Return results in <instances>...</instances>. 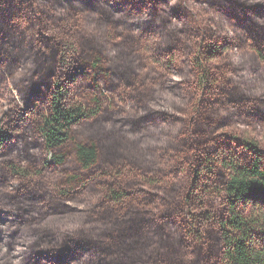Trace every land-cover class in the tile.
<instances>
[{"label": "trees", "instance_id": "obj_1", "mask_svg": "<svg viewBox=\"0 0 264 264\" xmlns=\"http://www.w3.org/2000/svg\"><path fill=\"white\" fill-rule=\"evenodd\" d=\"M0 264H264V0H0Z\"/></svg>", "mask_w": 264, "mask_h": 264}]
</instances>
